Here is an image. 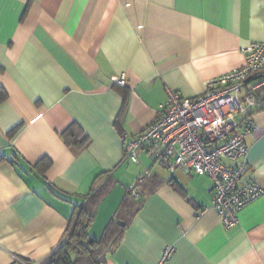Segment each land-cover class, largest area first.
<instances>
[{
	"label": "crops",
	"instance_id": "1",
	"mask_svg": "<svg viewBox=\"0 0 264 264\" xmlns=\"http://www.w3.org/2000/svg\"><path fill=\"white\" fill-rule=\"evenodd\" d=\"M254 42L264 0H0V264H48L74 206L105 183L88 237L113 219L111 240L127 222L105 264H156L167 246L169 264H264V194L226 229L213 210L198 214L211 203L206 176L169 173L147 146L138 163L124 153L168 90L203 94ZM250 118L263 131L247 138L245 178L264 190V107ZM72 126L88 138L81 150L64 141Z\"/></svg>",
	"mask_w": 264,
	"mask_h": 264
},
{
	"label": "built area",
	"instance_id": "2",
	"mask_svg": "<svg viewBox=\"0 0 264 264\" xmlns=\"http://www.w3.org/2000/svg\"><path fill=\"white\" fill-rule=\"evenodd\" d=\"M244 54L240 68L208 81L201 95L187 98L168 90L159 116L124 146L125 158L133 163L147 146L169 173L206 176L212 184L211 203L198 214L213 210L226 229L235 227L238 213L264 194L245 178L247 138L263 131L249 114L264 107L259 96L264 89V42L251 43ZM116 84L125 85L123 74ZM148 176L150 172L144 173L128 187L130 197L139 198L138 187ZM174 251V246L165 247L156 264H169ZM12 264L26 263L16 258Z\"/></svg>",
	"mask_w": 264,
	"mask_h": 264
},
{
	"label": "trees",
	"instance_id": "3",
	"mask_svg": "<svg viewBox=\"0 0 264 264\" xmlns=\"http://www.w3.org/2000/svg\"><path fill=\"white\" fill-rule=\"evenodd\" d=\"M263 90L259 93L261 99V93ZM4 98L5 93L0 89V103L4 101ZM249 116H251V113ZM63 137L64 141L69 146L75 147L76 150H81L88 144V138L84 135L78 137V135L73 131V126L69 127V129L64 133ZM46 165L48 166L49 162H47ZM150 178L151 174L144 180L142 185L147 183ZM97 187V185L92 187L90 192L84 197V202H82L80 205L74 206L69 218L65 237L62 242L51 252L48 264H105V256L108 250L116 247L119 243L123 228L127 227L126 220L119 222L122 225L118 226L117 231L111 233V236L114 234L111 240L107 234V231H109L111 222H116L113 221V219L106 226L99 240H92L88 237V229L94 220L98 204L111 188L106 183L105 185L103 184L100 186V188ZM126 199H132V201L135 200L130 197L128 189L126 193ZM123 204L124 202L122 205H120V208L123 206ZM134 205L135 203H131V208ZM136 210L137 207L134 211Z\"/></svg>",
	"mask_w": 264,
	"mask_h": 264
}]
</instances>
